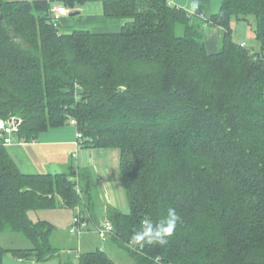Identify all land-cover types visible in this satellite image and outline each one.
<instances>
[{
  "label": "trees",
  "instance_id": "16d2710c",
  "mask_svg": "<svg viewBox=\"0 0 264 264\" xmlns=\"http://www.w3.org/2000/svg\"><path fill=\"white\" fill-rule=\"evenodd\" d=\"M89 3L122 30L67 32L52 20L58 4L79 19ZM234 21L251 26L256 50L234 40ZM207 25L220 29L216 54ZM9 114L24 119L16 139L74 119L84 148L119 150L130 212L104 220L137 264H264V0H221L209 17L169 0H0V119ZM70 177L27 175L0 146V233L22 231L33 246L13 255L57 256L52 225L29 218L56 195L93 215L92 192ZM169 208L181 219L168 245L129 243ZM79 264L115 262L97 250Z\"/></svg>",
  "mask_w": 264,
  "mask_h": 264
},
{
  "label": "crops",
  "instance_id": "0c3cea01",
  "mask_svg": "<svg viewBox=\"0 0 264 264\" xmlns=\"http://www.w3.org/2000/svg\"><path fill=\"white\" fill-rule=\"evenodd\" d=\"M193 2L197 7L192 12L197 8H202L207 17L211 16V0H193ZM175 5L183 8L178 3ZM82 9L84 8H79L80 13ZM72 21L67 20L66 16H64L61 22L62 28L67 30H89L93 33L102 34L118 33L124 26L121 20L106 18L100 3L92 9L91 13L87 15L81 14L79 19ZM204 32L205 45L208 52L210 54L218 53L220 48V29L207 25L204 28ZM243 43L245 44V42ZM76 135V128L72 125H67L51 129L32 141L14 138V142L7 146V149L17 166L27 175L63 173L72 176L70 178L75 177L80 181L84 180L83 183L92 192L91 212L94 217L88 213L87 215L89 218H95L100 222L107 217L110 208L120 211L117 199L118 192L116 191H121V187H118L119 181H117L119 177H121L124 191L126 189L121 173L120 156L118 158L120 166L116 168V166L111 164L112 159L116 157L114 152L117 151L116 149H98L94 147L79 149ZM118 170L119 176H117ZM120 212L123 213L122 211ZM96 235L98 236V234ZM88 238L86 237V240ZM78 244L85 245L81 240L78 241ZM90 251L93 250L89 249L87 252Z\"/></svg>",
  "mask_w": 264,
  "mask_h": 264
},
{
  "label": "rangeland",
  "instance_id": "374dc122",
  "mask_svg": "<svg viewBox=\"0 0 264 264\" xmlns=\"http://www.w3.org/2000/svg\"><path fill=\"white\" fill-rule=\"evenodd\" d=\"M35 1V0H30ZM174 5L179 4L184 9L189 12H192L194 9L192 5L194 4L193 0H171ZM99 3H89L86 7H82V15H87L91 13L92 9L97 6ZM56 7H65L63 4H58ZM211 15L218 13L221 7V0H211ZM69 12L71 9L66 8ZM79 10V9H78ZM76 17V16H75ZM75 17H71L70 15L66 16L67 20H75ZM73 22V21H72ZM61 24V23H60ZM233 31H234V40L238 43L245 42L248 47L253 48V50L257 49V41L255 39L254 31L248 23L245 22H236L232 23ZM61 30L64 31H71L65 28ZM8 117H16L21 120V125L24 122V119L21 116H17L14 114H9L5 118ZM69 117V116H68ZM2 118V119H5ZM117 150V149H116ZM116 157L112 159V166H116L119 168L120 164L118 158L120 156L119 150L114 151ZM119 176V170L117 173ZM119 186L121 187V191L118 192V203L120 207V211L123 213L130 212V204L128 198L126 196L127 191L124 186L122 185L121 177L118 178ZM55 196V195H53ZM55 200L57 204L53 207H46L44 209H39L35 211L29 212V218L32 221L39 222H47L52 225L54 229V233L52 236V244L55 248H57V256L50 258L49 260L45 261H38L33 260L30 256L26 258H18L17 256L13 255L10 251L11 250H28L31 249L32 243L26 237V235L19 230H9L3 233H0V245L6 249V254L4 256L3 264H79L80 263V256L83 255L85 252L90 250L97 251L101 250L104 251L110 258L115 262V264H137L134 257L129 254L125 249L119 248L118 244L110 241H103L102 239L97 236V227L101 226L105 220L95 221L92 217L89 218L87 226L83 229L81 234L73 235L70 233V229L74 225V221L76 218V214L82 210L80 205L77 207L75 206H66L63 203L62 198L58 195L55 196ZM93 216V215H92ZM93 220V221H92ZM96 234H95V233ZM86 237H89L86 240ZM84 242L85 245H79L78 241ZM84 259V257H82ZM34 261V262H33Z\"/></svg>",
  "mask_w": 264,
  "mask_h": 264
},
{
  "label": "built area",
  "instance_id": "2783aa9c",
  "mask_svg": "<svg viewBox=\"0 0 264 264\" xmlns=\"http://www.w3.org/2000/svg\"><path fill=\"white\" fill-rule=\"evenodd\" d=\"M169 5L174 6L173 2L169 0ZM69 11L64 7H55L52 13V20L57 25L60 24L64 16L69 15ZM72 125L77 126V122L71 119ZM21 126V120L16 117H8L5 119H0V146H9L14 142V134L19 130ZM77 145L79 149H84V138L83 135L77 132ZM89 217L85 215L81 210L77 213L74 221V225L70 229V233L73 235H79L82 233L83 229L87 226ZM114 233L113 225L105 220V222L97 227V234L100 239L107 241V239Z\"/></svg>",
  "mask_w": 264,
  "mask_h": 264
},
{
  "label": "clouds",
  "instance_id": "9594fccd",
  "mask_svg": "<svg viewBox=\"0 0 264 264\" xmlns=\"http://www.w3.org/2000/svg\"><path fill=\"white\" fill-rule=\"evenodd\" d=\"M192 7L195 9L197 5L193 4ZM180 219L175 209L169 208L167 215L163 216L158 222H145L138 231L133 233L129 243L134 247L139 246L141 248L152 244L164 247L168 245Z\"/></svg>",
  "mask_w": 264,
  "mask_h": 264
},
{
  "label": "water",
  "instance_id": "95a60500",
  "mask_svg": "<svg viewBox=\"0 0 264 264\" xmlns=\"http://www.w3.org/2000/svg\"><path fill=\"white\" fill-rule=\"evenodd\" d=\"M78 14H79V13H71L70 16H71V17H75V16H77Z\"/></svg>",
  "mask_w": 264,
  "mask_h": 264
}]
</instances>
